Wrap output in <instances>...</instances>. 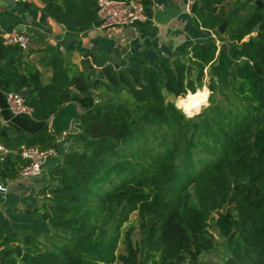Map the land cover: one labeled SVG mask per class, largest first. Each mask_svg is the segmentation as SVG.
<instances>
[{"label":"trees","instance_id":"16d2710c","mask_svg":"<svg viewBox=\"0 0 264 264\" xmlns=\"http://www.w3.org/2000/svg\"><path fill=\"white\" fill-rule=\"evenodd\" d=\"M41 1L43 11L71 32L98 21L96 0ZM140 1L148 14V1ZM259 1L261 7L256 0H195L191 12L214 37L155 67L105 64L94 70L83 61L80 70L64 64L58 45L45 46L51 75L44 81L34 65L24 63L19 71L22 58L15 54L21 49L3 46L0 38V90L22 93L38 125L30 133L15 132L8 146L15 153L4 156L0 177L17 176L24 164L21 146L54 148L35 212L62 239L43 249L39 233L21 245L1 233L0 264H264ZM224 20L220 34L216 29ZM18 22L14 14L0 13L4 30ZM166 93L181 97L177 105ZM189 101L194 107L184 110ZM69 102H77L80 112L59 138L49 119ZM133 212L141 238L134 245L128 229L126 251L117 254L121 229ZM210 226L224 238L221 243ZM216 246L222 259H200Z\"/></svg>","mask_w":264,"mask_h":264},{"label":"crops","instance_id":"0c3cea01","mask_svg":"<svg viewBox=\"0 0 264 264\" xmlns=\"http://www.w3.org/2000/svg\"><path fill=\"white\" fill-rule=\"evenodd\" d=\"M61 1L58 0L59 3ZM147 1L148 20L145 22L125 27H101L94 23L82 26L77 33L69 31L68 25L57 23L45 13L41 0H0V13L14 14L19 19L14 28L22 29L30 36L28 48L15 54V57L22 58L19 71L24 72V63L34 65L41 71L44 81L51 75L50 68L45 65V46L58 45L64 64L80 70L86 58L89 60L87 65L94 70L105 64H112L115 68L142 67L145 64L155 67L160 59L184 56L191 44L207 38L209 34L214 37L210 30L200 27L191 11L185 9L186 0ZM1 30L4 29L0 26ZM3 63L0 62V66ZM4 97L0 90V145L8 148L15 132L30 133L38 125L30 116H9ZM9 153L15 152L10 150ZM49 166L50 161L35 177H0V185L4 188L0 190V234L11 233L13 227L23 231L31 227L34 234L47 231L48 223L40 218L34 219L30 213L35 212L43 201L40 191L49 181ZM26 236L25 240H31L32 234Z\"/></svg>","mask_w":264,"mask_h":264},{"label":"built area","instance_id":"2783aa9c","mask_svg":"<svg viewBox=\"0 0 264 264\" xmlns=\"http://www.w3.org/2000/svg\"><path fill=\"white\" fill-rule=\"evenodd\" d=\"M195 0H186L185 9L191 11ZM96 15L101 27L112 26H135L138 23L148 20V15L140 0H96ZM1 43L3 46H17L21 50L28 48L30 36L22 29L0 31ZM180 97V96H179ZM6 108L12 116H30L32 107L26 103L25 96L20 92H8L5 94ZM9 149L0 145V160L9 153ZM24 164L17 173L19 179L35 177L41 174L45 162L55 156L54 148L44 150L36 146H21L18 152ZM4 188L0 185V190ZM183 264H189L184 262Z\"/></svg>","mask_w":264,"mask_h":264},{"label":"rangeland","instance_id":"374dc122","mask_svg":"<svg viewBox=\"0 0 264 264\" xmlns=\"http://www.w3.org/2000/svg\"><path fill=\"white\" fill-rule=\"evenodd\" d=\"M220 45H223L224 47H226L227 43L225 41H221L219 42ZM204 87H202L203 89ZM201 90V89H200ZM210 94V91L208 90V96ZM184 97V96H183ZM181 98V97H174L173 95L171 94H168L166 93V99L169 100V101H173L175 102V104L177 105V102H178V99ZM204 97L201 98V100L203 101ZM208 99V97H207ZM202 101L199 103V105L202 103ZM208 101L206 102V104L202 105V106H205L207 105ZM77 104V102H76ZM184 105V110H188L192 107H194V104L192 102H184L183 103ZM178 107V106H177ZM201 109V108H200ZM200 111V110H199ZM77 112H80V107L78 106L77 107ZM196 114V113H195ZM194 114V115H195ZM9 116H11L9 114ZM193 116V115H192ZM191 117V116H189ZM74 120V119H73ZM73 120H71L70 124H69V128L68 130L65 132L67 134V132L69 130L72 129L73 127ZM49 122H50V119H49ZM65 135V134H62L61 137ZM59 137V138H61ZM66 145V144H65ZM30 215L33 216L34 219L38 220L39 218L41 220L42 217L39 215V213L37 212H33V213H30ZM213 219L216 217L215 214H213ZM44 221V220H43ZM213 220H209V225L212 223ZM26 223H29V222H26ZM49 225V224H48ZM31 228V227H30ZM28 228L26 229L25 231L21 230V229H18L16 227H13L12 229V232L11 233H8L7 234V237L10 239V238H16L17 241L19 242V244H27L30 240H25V238L27 237L26 235L29 233V234H32V236L34 235V233H32L31 229ZM128 229H131V232H130V237H131V241L134 245H138V242L141 238V234L139 232V220H138V215L136 212H133L130 216H129V219L127 222L124 223L122 229H121V236H120V240H119V244H118V248H117V251L116 253L117 254H123L125 253L126 251V247H125V242H124V233L125 231H127ZM210 231L211 233L213 234V237L214 239L218 242V243H221L224 238H222L218 231L210 226ZM47 235L48 237L45 239L44 236ZM24 239H22V237ZM36 238L41 240L44 244L42 245V248L45 249V248H51V243L54 242V243H61L62 242V239L59 237V233L56 232L51 228V226H47V231H42V232H39L38 235H36ZM45 243H46V246H45ZM45 246V247H44ZM200 259L202 260H205V261H208L210 263H214V262H217L219 261L220 259H222L224 257V253L222 252L221 248L219 246H216V248L212 251H205V252H201L200 255H199Z\"/></svg>","mask_w":264,"mask_h":264},{"label":"water","instance_id":"95a60500","mask_svg":"<svg viewBox=\"0 0 264 264\" xmlns=\"http://www.w3.org/2000/svg\"><path fill=\"white\" fill-rule=\"evenodd\" d=\"M258 6H262L261 1L256 0ZM96 25L99 24V21L95 23ZM227 24V20H224L218 27L217 32L222 34L224 32V28ZM19 29V28H18ZM85 62L88 63V58L85 59ZM78 105L76 102H69L60 107V109L50 118L49 127L53 131V133L57 137H61L62 134L69 128V124L71 120H73L79 112H77Z\"/></svg>","mask_w":264,"mask_h":264}]
</instances>
